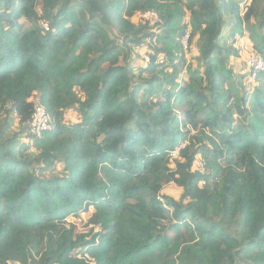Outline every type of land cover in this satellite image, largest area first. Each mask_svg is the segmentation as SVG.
I'll use <instances>...</instances> for the list:
<instances>
[{
  "label": "trees",
  "instance_id": "trees-1",
  "mask_svg": "<svg viewBox=\"0 0 264 264\" xmlns=\"http://www.w3.org/2000/svg\"><path fill=\"white\" fill-rule=\"evenodd\" d=\"M240 39L264 60V0H0V264H264V69L235 72Z\"/></svg>",
  "mask_w": 264,
  "mask_h": 264
},
{
  "label": "built area",
  "instance_id": "built-area-1",
  "mask_svg": "<svg viewBox=\"0 0 264 264\" xmlns=\"http://www.w3.org/2000/svg\"><path fill=\"white\" fill-rule=\"evenodd\" d=\"M143 17L155 18L156 14L153 11H146V12H144ZM41 27L44 30L48 29V26H47L46 23H41ZM188 39H189V33L187 32V33H185V35L183 36V38L181 40L182 48L185 51L188 48ZM144 59L146 61H148V57L147 56H144ZM245 65H246L247 70L250 72L251 80L254 81L255 78H256L257 72L264 69V60H263V58L261 56L255 54L254 52L251 51L246 56ZM48 127H49V119H48L46 111L44 110V108L42 106L36 105L35 108H34V113H33V119H32V122H31L30 133L35 134V135H39V134H41V132L46 130ZM184 145H185V142L181 143L175 149H172V150L169 151V157H170L171 160H174V159L178 158L179 150ZM158 199L161 202H164L163 198L158 197Z\"/></svg>",
  "mask_w": 264,
  "mask_h": 264
},
{
  "label": "rangeland",
  "instance_id": "rangeland-1",
  "mask_svg": "<svg viewBox=\"0 0 264 264\" xmlns=\"http://www.w3.org/2000/svg\"><path fill=\"white\" fill-rule=\"evenodd\" d=\"M41 25V23H40ZM246 43L243 39H240L238 41V46H240V52L238 54V57H231V64L234 66L235 68V72L240 76H243V81L247 84L249 83V80L247 79L246 75H247V68L245 65V59L246 56L248 55L249 52H251L246 46ZM139 53H142L141 50H139ZM146 55V54H145ZM143 56V55H142ZM140 60H136V64H140ZM240 76V77H241ZM242 80V78H241ZM78 120H80V114L77 112V110L75 108H70L67 109L64 113V123L66 124H70V123H74L77 122ZM3 123V117H0V125ZM14 128L13 130H15L16 126L12 127ZM194 166H199L200 168L203 169L202 167V162L201 161H197V163L194 164ZM60 168V166H57L55 168V170H58ZM182 188L176 186L173 183H169L167 185H165L164 187V194L168 195V196H173V198H180L181 193H182ZM79 225L80 223H85L86 222V217L85 214L81 215V220L78 221Z\"/></svg>",
  "mask_w": 264,
  "mask_h": 264
},
{
  "label": "crops",
  "instance_id": "crops-1",
  "mask_svg": "<svg viewBox=\"0 0 264 264\" xmlns=\"http://www.w3.org/2000/svg\"><path fill=\"white\" fill-rule=\"evenodd\" d=\"M248 73H249V71L247 70V75H246V77H247L248 80L251 81V79H250V75H249V77H248Z\"/></svg>",
  "mask_w": 264,
  "mask_h": 264
}]
</instances>
